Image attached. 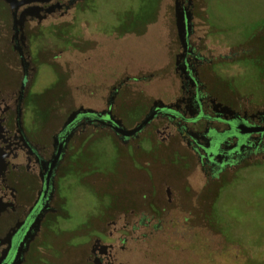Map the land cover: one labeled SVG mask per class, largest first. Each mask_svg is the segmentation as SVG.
<instances>
[{"label":"flooded vegetation","instance_id":"obj_1","mask_svg":"<svg viewBox=\"0 0 264 264\" xmlns=\"http://www.w3.org/2000/svg\"><path fill=\"white\" fill-rule=\"evenodd\" d=\"M263 49L264 0H0V264H264Z\"/></svg>","mask_w":264,"mask_h":264},{"label":"rangeland","instance_id":"obj_2","mask_svg":"<svg viewBox=\"0 0 264 264\" xmlns=\"http://www.w3.org/2000/svg\"><path fill=\"white\" fill-rule=\"evenodd\" d=\"M264 51V49H263ZM243 68L241 70L242 73L249 72V67L244 64L238 65ZM235 67L233 64L226 65V69H224L227 73H235ZM175 166L173 169H177ZM65 228H70L69 230L63 231L62 229L50 230L48 237V244L43 249L38 264H76L81 260L82 254L80 251H76L73 247H69L68 241L71 238L72 242H75L74 238V227L73 226H64ZM71 236V237H70ZM73 238V239H72ZM247 240L240 241L241 247H247ZM226 241H224V245H226ZM221 242H215L213 244L214 248H220ZM232 258H225V264H232ZM262 259H258L257 261L252 262L248 256L241 255L240 256V264H257L261 263Z\"/></svg>","mask_w":264,"mask_h":264},{"label":"water","instance_id":"obj_3","mask_svg":"<svg viewBox=\"0 0 264 264\" xmlns=\"http://www.w3.org/2000/svg\"><path fill=\"white\" fill-rule=\"evenodd\" d=\"M178 21H179L180 27L183 28L185 26V22L183 21V16L179 17Z\"/></svg>","mask_w":264,"mask_h":264}]
</instances>
